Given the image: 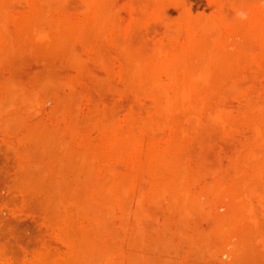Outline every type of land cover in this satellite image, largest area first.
<instances>
[{
  "label": "rangeland",
  "instance_id": "1",
  "mask_svg": "<svg viewBox=\"0 0 264 264\" xmlns=\"http://www.w3.org/2000/svg\"><path fill=\"white\" fill-rule=\"evenodd\" d=\"M0 264H264V0H0Z\"/></svg>",
  "mask_w": 264,
  "mask_h": 264
}]
</instances>
